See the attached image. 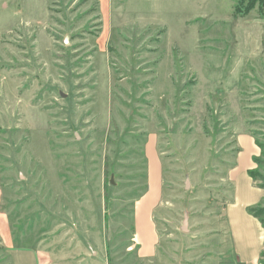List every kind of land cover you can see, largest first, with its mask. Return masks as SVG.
Here are the masks:
<instances>
[{
  "label": "rangeland",
  "instance_id": "374dc122",
  "mask_svg": "<svg viewBox=\"0 0 264 264\" xmlns=\"http://www.w3.org/2000/svg\"><path fill=\"white\" fill-rule=\"evenodd\" d=\"M263 2L0 0V219L14 244L44 264H235L237 132L254 137L264 185ZM152 144L158 243L141 258L133 205Z\"/></svg>",
  "mask_w": 264,
  "mask_h": 264
},
{
  "label": "crops",
  "instance_id": "0c3cea01",
  "mask_svg": "<svg viewBox=\"0 0 264 264\" xmlns=\"http://www.w3.org/2000/svg\"><path fill=\"white\" fill-rule=\"evenodd\" d=\"M235 139L238 151L235 163L229 170V176L233 183L232 198L224 206V215L235 264H260L264 228L261 219L251 214L249 208L262 203L264 187L256 185L248 173L255 167V158L259 155L260 149L254 137L248 132H237ZM152 149L155 152L156 164L153 166L150 163L149 167L146 159L147 187L133 205V240L136 252L141 258L151 257L155 253L158 243L154 211L161 199L163 181L160 158L153 144ZM152 173L155 175L154 187L151 179ZM2 214L0 221L5 220V233L0 230V241L5 248L10 264H44L38 251L14 244L8 217L4 212Z\"/></svg>",
  "mask_w": 264,
  "mask_h": 264
},
{
  "label": "trees",
  "instance_id": "16d2710c",
  "mask_svg": "<svg viewBox=\"0 0 264 264\" xmlns=\"http://www.w3.org/2000/svg\"><path fill=\"white\" fill-rule=\"evenodd\" d=\"M253 3V2H252ZM259 3V2H258ZM260 5H262V4H260ZM263 6H264V2H263ZM263 6H259V7H263ZM236 13L237 14H245V13H247V10H241V9H237L236 8ZM249 175L252 177V179H254L253 178V173H252V170H249ZM258 186H260V187H264V185H258ZM249 212L251 213V214H253V215H255V216H259V214H260V209L257 207V206H255V207H251V208H249Z\"/></svg>",
  "mask_w": 264,
  "mask_h": 264
},
{
  "label": "built area",
  "instance_id": "2783aa9c",
  "mask_svg": "<svg viewBox=\"0 0 264 264\" xmlns=\"http://www.w3.org/2000/svg\"><path fill=\"white\" fill-rule=\"evenodd\" d=\"M236 264H244V263H236Z\"/></svg>",
  "mask_w": 264,
  "mask_h": 264
}]
</instances>
